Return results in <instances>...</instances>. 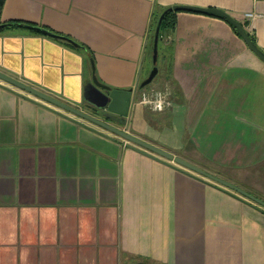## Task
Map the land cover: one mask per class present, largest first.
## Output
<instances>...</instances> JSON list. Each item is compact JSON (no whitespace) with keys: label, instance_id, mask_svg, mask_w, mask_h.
I'll use <instances>...</instances> for the list:
<instances>
[{"label":"crops","instance_id":"crops-1","mask_svg":"<svg viewBox=\"0 0 264 264\" xmlns=\"http://www.w3.org/2000/svg\"><path fill=\"white\" fill-rule=\"evenodd\" d=\"M173 6L253 13L264 53V0H3L0 26L33 23L80 47L10 23L0 72L81 109L103 104L92 64L102 84L134 90L154 13ZM159 47L172 107L136 103L126 130L264 200V62L227 21L192 11ZM141 262L264 264V209L0 79V264Z\"/></svg>","mask_w":264,"mask_h":264},{"label":"water","instance_id":"water-1","mask_svg":"<svg viewBox=\"0 0 264 264\" xmlns=\"http://www.w3.org/2000/svg\"><path fill=\"white\" fill-rule=\"evenodd\" d=\"M2 0H0L1 3ZM174 11H192L202 14H211L215 16H219L225 21H227L236 31V33L241 37V39L244 41L248 49L256 55L262 62H264V53L257 47V45L252 41L250 38L247 30L243 26V24L234 19L232 16L227 14L226 12L217 9V8H200V7H193V6H173L171 8ZM163 15L160 16L155 32H154V38H153V51H152V63L153 68L150 71L148 77L143 80L139 87L143 88L151 84L154 77L157 74V58H158V38H159V29L160 24L162 21ZM3 27V25L0 26V28ZM36 31L43 33L45 35L58 38L55 34H53L50 31H47L43 28H35ZM69 43H71L73 46L80 47L79 44L74 42L71 39H66ZM0 79L16 86L17 88H20L21 90L27 91L30 94H33L40 99L58 107L62 110H65L67 112H70L71 114H74L75 116H78L120 138L125 140L128 143V146L132 148L133 150L150 157L156 161H159L161 163H164L166 165H170V163H173L182 169H186L190 172H193L197 175H201L203 177L208 178L212 182L218 184L220 187L224 188L225 191L230 194L231 196L240 199V197L248 199L253 201L255 204L259 205L264 209V200L257 198L256 196L250 194L249 192L239 188L238 186L219 178L218 176H215L213 174H210L209 172H206L205 170L199 168L198 166L180 158L177 156H174L170 152L161 149L151 143L146 142L145 140L138 138L134 136L133 134L129 133L126 130V124L127 119L130 114V111L133 107V90H120V89H113L109 86H106L98 81L97 77L94 73V67L92 64V81L93 84L103 90L105 96H106V102L103 104L98 105H85L84 109H81L79 107H75L72 105H69L67 103H64L52 96H49L43 92H40L22 82L19 80H16L14 78H11L3 73L0 72ZM231 192L237 193L240 197L234 195Z\"/></svg>","mask_w":264,"mask_h":264},{"label":"trees","instance_id":"trees-1","mask_svg":"<svg viewBox=\"0 0 264 264\" xmlns=\"http://www.w3.org/2000/svg\"><path fill=\"white\" fill-rule=\"evenodd\" d=\"M2 4H3V0L0 3V11H1V8H2ZM176 13H177V11H174L171 8H165V9L161 10L160 12H155L154 13L153 21H152V24H151L150 36H149L150 39H149L148 49H147L148 56L152 57L154 32H155V29H156V26H157V23H158V20H159L160 16L163 15L162 21H161V24H160V29H159L158 52H159V49H160L159 40H160V38L162 36V33L173 28V26L175 24ZM208 15H211V14H208ZM211 16H215V15H211ZM215 17H219V16H215ZM219 18H221V17H219ZM10 23H18L19 25L26 26V27L30 28L31 30H34V31H36L35 28H43V29H46L47 31L52 32L51 30H49V29H47V28H45L43 26H39V25H36V24H33V23H29V22L12 21V22L3 23L2 25H3V27H5V26L10 25ZM243 26H246V24H243ZM3 27H1V28H3ZM233 30L235 31L234 28H233ZM36 32H38V31H36ZM52 33L55 34L56 36H58L59 39L68 42L66 40V39H69L67 36H63V35L55 33V32H52ZM248 34H249L250 38L252 39V41L255 43V40H254V37L252 36V34H250V32H248ZM138 264H146V263L145 262H141V263H138Z\"/></svg>","mask_w":264,"mask_h":264},{"label":"built area","instance_id":"built-area-1","mask_svg":"<svg viewBox=\"0 0 264 264\" xmlns=\"http://www.w3.org/2000/svg\"><path fill=\"white\" fill-rule=\"evenodd\" d=\"M254 17L253 13H245L243 15V21L242 24H245V22L247 20H250ZM245 29L247 30V27L244 26ZM171 91L170 95L166 96V99L164 100V109L163 111H153L152 110V106L151 105H146L143 101L144 98L147 97L149 100L155 102L156 100V93H162V94H166L168 91ZM173 88L170 85L169 82H165L161 87H156L153 85H148L146 87L140 88L139 86H136L135 89L133 90V105L138 103L140 104L146 111H148L149 113H153V114H159V113H163L165 111L170 110V108L172 107L173 104ZM170 104V106H169Z\"/></svg>","mask_w":264,"mask_h":264},{"label":"clouds","instance_id":"clouds-1","mask_svg":"<svg viewBox=\"0 0 264 264\" xmlns=\"http://www.w3.org/2000/svg\"><path fill=\"white\" fill-rule=\"evenodd\" d=\"M171 91L169 90L166 94L156 93V100L155 102L149 100L147 97L144 98V103L146 105H151L153 111H163L164 109V100L166 99L167 95H170ZM170 106V104H169Z\"/></svg>","mask_w":264,"mask_h":264},{"label":"rangeland","instance_id":"rangeland-1","mask_svg":"<svg viewBox=\"0 0 264 264\" xmlns=\"http://www.w3.org/2000/svg\"><path fill=\"white\" fill-rule=\"evenodd\" d=\"M158 64H160V60H159V62H158ZM148 72L150 73V71H151V68H152V61L151 60H149V64H148ZM157 76L155 77V79L151 82V84L150 85H153V86H156V87H161L164 83H156V80H157ZM138 108H139V106H138Z\"/></svg>","mask_w":264,"mask_h":264}]
</instances>
